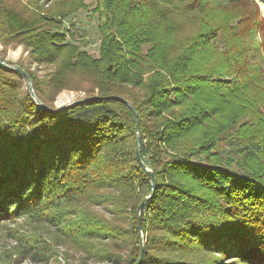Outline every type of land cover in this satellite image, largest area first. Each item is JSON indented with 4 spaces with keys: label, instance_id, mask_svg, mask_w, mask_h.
Segmentation results:
<instances>
[{
    "label": "trees",
    "instance_id": "16d2710c",
    "mask_svg": "<svg viewBox=\"0 0 264 264\" xmlns=\"http://www.w3.org/2000/svg\"><path fill=\"white\" fill-rule=\"evenodd\" d=\"M95 4L92 56L66 37L84 0H0L1 45L53 65L41 80L16 63L43 104L98 96L46 112L0 67V224L23 218L87 257L135 264L151 191L138 135L156 180L140 264H264V0Z\"/></svg>",
    "mask_w": 264,
    "mask_h": 264
},
{
    "label": "rangeland",
    "instance_id": "374dc122",
    "mask_svg": "<svg viewBox=\"0 0 264 264\" xmlns=\"http://www.w3.org/2000/svg\"><path fill=\"white\" fill-rule=\"evenodd\" d=\"M23 3L37 2L44 8L66 6L74 0H19ZM60 1V2H57ZM85 8H79L70 18L74 23L70 26L68 20L65 25L68 27L66 37L72 43L78 44L80 49L87 51L92 56H97L99 45V33L97 30V15L93 11L96 7L95 0H84ZM66 9V8H63ZM263 9V7H262ZM0 58L11 64L23 63L27 68L36 73L41 79L45 80V75L53 68L51 64H40L31 59L30 54L23 46L3 47L0 43ZM90 84L81 83V87H88ZM84 96L82 91L63 90L58 93L53 105L60 107L71 103ZM94 210L104 212L102 207H93ZM104 210V211H103ZM29 239L34 245L27 250L23 239ZM20 239V241H19ZM144 241V240H143ZM145 243V241H144ZM42 247L46 249V256L42 257ZM20 251L23 254H20ZM36 253V254H34ZM0 264H114L109 260L98 259L87 255L71 244L63 242L61 237L53 232L38 228L34 231L23 218L14 222L5 221L0 224Z\"/></svg>",
    "mask_w": 264,
    "mask_h": 264
},
{
    "label": "water",
    "instance_id": "95a60500",
    "mask_svg": "<svg viewBox=\"0 0 264 264\" xmlns=\"http://www.w3.org/2000/svg\"><path fill=\"white\" fill-rule=\"evenodd\" d=\"M0 67L4 68V69H10V70H14L17 71L18 73H20L26 80V85H27V89L28 92L30 94V96L33 98V100L37 103V105L39 106L40 110L46 111V112H57L60 110H63L71 105L74 104H78V103H82V102H87L90 100H94L97 99L98 96H90V97H84V98H80L77 99L75 101H72L69 104L60 106V107H55V108H48L45 104H43L34 94L33 89H32V85H31V81L27 75V73L17 64H8L5 61L1 60L0 58ZM105 98H118L116 96L110 95L107 96ZM124 102L129 106V108L132 110L134 118L136 119L135 116V112L134 109L132 107V105L125 101ZM136 140H137V146L135 149V157L139 163V165L141 166V168L148 174L149 178H150V182H151V191L148 195H146L141 202L139 203V205L137 206L135 215H136V227L138 230V239H139V244H138V258L135 264H140L141 263V259H142V255H143V233H142V227H141V211L143 210L144 206L146 205V203L151 199V197L154 194V189H155V185H156V180L154 178L153 172L145 165V163L143 162L141 156H140V140H139V136L136 135Z\"/></svg>",
    "mask_w": 264,
    "mask_h": 264
}]
</instances>
